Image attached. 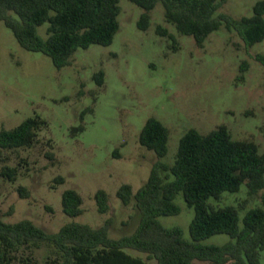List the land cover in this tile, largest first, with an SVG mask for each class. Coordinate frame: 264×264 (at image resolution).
Returning <instances> with one entry per match:
<instances>
[{
  "label": "rangeland",
  "instance_id": "374dc122",
  "mask_svg": "<svg viewBox=\"0 0 264 264\" xmlns=\"http://www.w3.org/2000/svg\"><path fill=\"white\" fill-rule=\"evenodd\" d=\"M255 1L226 0L218 11L234 18L248 16ZM119 6V29L111 44L77 48L69 64L60 69L43 53L20 47L0 21V129L13 128L35 115L47 124L37 131L31 146L0 150V169L7 165L17 173L14 181L0 174V216L4 221L27 218L56 232L68 222L98 227L111 218L109 235L119 238L134 231L140 214L133 201L124 205L116 190L127 183L135 193L155 161L171 164L178 140L189 128L206 133L224 124L234 139H251L264 152V65L255 59L257 54L264 55V39L246 48L235 31L221 26L198 46L192 36L178 33L165 21L160 3L150 11L145 31L136 26L143 11L140 7L129 0H119ZM157 25L175 36L176 49L171 39L156 32ZM47 26L45 22L38 27L42 37L47 36ZM243 60L247 68L240 79ZM99 70L104 72L102 86L93 78ZM149 117L169 129L163 157L138 142ZM80 124L83 131L71 130ZM56 176H62L63 182H55ZM18 186L26 189L28 197L20 196ZM67 188L82 197V213L77 216L62 211L61 193ZM97 189L108 194L105 213L97 211L93 197ZM175 202L180 212L158 219L165 227L179 226L189 239L193 208L180 194ZM209 203L234 205L242 216L259 199L247 196L242 184L238 192H224ZM229 240L222 233L202 242L223 244ZM51 250L46 245L35 248L37 263L45 264ZM126 251L156 264L141 252ZM260 260L264 264V250Z\"/></svg>",
  "mask_w": 264,
  "mask_h": 264
},
{
  "label": "trees",
  "instance_id": "16d2710c",
  "mask_svg": "<svg viewBox=\"0 0 264 264\" xmlns=\"http://www.w3.org/2000/svg\"><path fill=\"white\" fill-rule=\"evenodd\" d=\"M129 1L143 10L136 21L137 28L143 31L149 26L150 11L160 3L165 21L178 33L192 36L198 46L221 26L235 31L246 48L264 39V0H256L251 15L239 18L218 11L226 0ZM120 10L119 0H0V21L11 30L20 47L43 53L60 69L69 64L77 48L111 44L119 29ZM45 22L47 36L42 37L38 27ZM156 32L171 39L176 49V38L167 28L157 25ZM255 59L264 65V55L257 54ZM246 68L243 60L238 78L243 77ZM93 78L98 86L104 84L102 70ZM46 126V121L35 115L13 128H1L0 150L31 146L37 131ZM83 129L82 124L71 127L73 132ZM168 139L169 129L155 117L147 118L138 134V142L157 157L167 153ZM0 174L14 181L16 168L3 165ZM54 181L62 183L63 177L56 176ZM242 184L247 196L259 199V204L242 216L234 205L215 207L209 203L224 192H238ZM17 190L21 197H28L23 186ZM179 194L194 212L188 226L189 239L179 226L165 227L158 219L180 212L175 202ZM116 196L124 205L133 201L140 214L134 231L119 238L109 235L111 218L98 227L72 221L56 232H48L30 219L6 222L0 216V264H38L34 249L41 245L52 248L45 264H148L127 249L145 254L156 264H262L264 152L251 139H234L224 124L206 133L189 128L179 138L171 164L155 161L135 193L123 183ZM93 197L97 211L107 212L106 191L97 189ZM81 204L82 197L75 189L67 188L61 193L66 215L81 214ZM222 233L231 240L223 244L202 242Z\"/></svg>",
  "mask_w": 264,
  "mask_h": 264
}]
</instances>
